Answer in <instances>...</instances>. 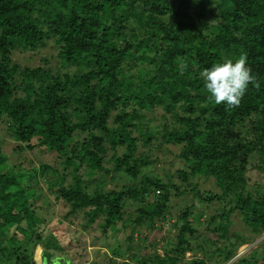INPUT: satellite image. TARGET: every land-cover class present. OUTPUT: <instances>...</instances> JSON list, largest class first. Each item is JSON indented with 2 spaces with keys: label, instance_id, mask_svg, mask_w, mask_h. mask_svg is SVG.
Here are the masks:
<instances>
[{
  "label": "trees",
  "instance_id": "16d2710c",
  "mask_svg": "<svg viewBox=\"0 0 264 264\" xmlns=\"http://www.w3.org/2000/svg\"><path fill=\"white\" fill-rule=\"evenodd\" d=\"M47 45L55 66L46 55L34 66L12 62L15 51ZM242 53L260 88L250 84L239 107L226 109L209 99L200 72ZM0 126L14 154L55 155L35 181L0 135V264H35L37 246L42 264H72L50 252L73 245L62 220L42 216L50 200L84 231L125 233L127 260H115L118 249L83 264H227L264 233V187L250 189L246 177L253 158L264 171V0H0ZM171 147L183 164L179 184L144 170L153 150ZM200 179L214 188L201 191ZM185 197L188 206L169 212ZM195 199L217 203L216 213L202 220ZM164 222L174 233L160 255L157 240L146 242ZM259 246L235 264H263Z\"/></svg>",
  "mask_w": 264,
  "mask_h": 264
},
{
  "label": "rangeland",
  "instance_id": "374dc122",
  "mask_svg": "<svg viewBox=\"0 0 264 264\" xmlns=\"http://www.w3.org/2000/svg\"><path fill=\"white\" fill-rule=\"evenodd\" d=\"M50 45L45 46L44 48H40L36 52L32 53H25L22 50L15 51L12 53L11 59L13 63H18L20 65H28V66H34L40 62V59L46 55L49 60L51 61L52 65L55 64L54 59V52L52 50ZM163 114V111L158 109L155 111V113H152L151 115L155 118L153 121L154 125H157L161 122V115ZM152 117V118H153ZM0 135L5 140V144L2 147L3 151L7 153L11 158V161L15 164L17 169L28 171L33 180H37L36 175H32L34 173L37 174V169L39 164L47 163L49 165H53V160L55 158V155L53 153H47L44 150L37 149L32 152L25 151L23 154H14L12 149L15 147V144L10 141L9 139H6L5 136V129L3 126H0ZM178 152L177 148L171 147L168 150L161 149V150H153L151 157V160L153 161L149 166L144 168L146 174L148 176L157 177L161 180L166 179V175H172L175 176L176 170L182 169L183 164L180 160H178L175 156V154ZM258 164V161L256 158H253L250 161V164L248 166V170L246 173V177L248 179V187L250 189H253L254 187L263 186L264 187V171H260L256 168ZM122 176V175H121ZM174 182L176 184H179L180 181L177 179V177H174ZM128 182L127 179L122 177L121 179L116 180L114 183L108 184L107 188H114L116 184H123ZM27 184V183H26ZM42 185V182L41 184ZM199 189L201 191L213 189L214 185L212 181H205L203 179H200L198 181ZM50 204L44 207L43 211L41 212L42 216L45 218V220H62L65 229L66 238L64 239V242L67 243L68 239H72L73 245L70 247V250L65 252L60 250H52L50 249V252L53 254V258L55 256H63L69 260L72 261V264H83L84 262L93 263V262H106L108 261V258L115 256L114 251L120 250L121 255L119 257L117 256L115 259L116 261H122L127 260L129 258L131 252H126V242H125V233L122 232V230H117L115 232L106 231L105 233H97L93 229H88L86 231L82 230L80 228L81 220L74 219L72 220L73 223H69L68 220L64 219V208L63 206L58 203L57 201L50 200ZM195 205L197 203V200L194 201ZM39 204V202H38ZM190 204L188 197H185L184 199H174L171 201V206L175 205L174 207L169 209V212L175 213L173 208H183L185 206H188ZM215 204V205H214ZM216 207L217 203L213 204H198L194 207V209H191L193 214L202 213L204 216L202 220L205 219L206 216L216 213ZM130 210L127 211V213ZM131 215V213L129 214ZM233 224H232V230L240 233H245V227L240 221L239 217H233ZM121 222L117 223V227L120 226ZM162 229L160 232L154 231L148 236V242H152L153 240H157L158 244L156 245V251L161 255L162 251L160 248L165 244L166 239L170 238L174 231L172 229H169L166 227V224H161ZM195 228L199 230V233L204 235V226H197L195 224ZM247 235V234H246ZM166 238V239H165ZM96 241H98L96 243ZM200 241V238H199ZM264 242V233L261 236L255 237L251 243H248L245 246H241L235 257L231 260V262L227 264H235L237 260L241 257H245L249 255L253 250H256L259 248L260 244ZM193 245H196L198 242L196 240L191 242ZM36 248H40L39 252V264H42V252L43 248L40 246H37ZM36 248L33 252V260L35 264H38L35 261V254H36ZM260 249V248H259ZM150 252L153 251L152 247H148ZM133 252V251H132ZM207 258L199 251L196 252V257H205L206 260L209 262V258L211 253H207ZM193 255L188 253L186 254V259H191ZM55 264H59L55 263ZM264 264V263H263Z\"/></svg>",
  "mask_w": 264,
  "mask_h": 264
},
{
  "label": "clouds",
  "instance_id": "9594fccd",
  "mask_svg": "<svg viewBox=\"0 0 264 264\" xmlns=\"http://www.w3.org/2000/svg\"><path fill=\"white\" fill-rule=\"evenodd\" d=\"M188 64L181 67V74L187 70ZM209 99L216 105L224 104L226 109L239 107L242 97L249 85L259 89L260 84L252 70L247 66V56L242 53L233 61L224 58L222 62L214 63L200 72Z\"/></svg>",
  "mask_w": 264,
  "mask_h": 264
}]
</instances>
